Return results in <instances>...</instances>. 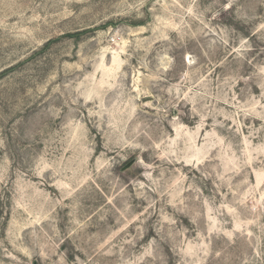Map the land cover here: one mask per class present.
<instances>
[{"label": "rangeland", "instance_id": "obj_1", "mask_svg": "<svg viewBox=\"0 0 264 264\" xmlns=\"http://www.w3.org/2000/svg\"><path fill=\"white\" fill-rule=\"evenodd\" d=\"M0 264H264V0H0Z\"/></svg>", "mask_w": 264, "mask_h": 264}, {"label": "water", "instance_id": "obj_2", "mask_svg": "<svg viewBox=\"0 0 264 264\" xmlns=\"http://www.w3.org/2000/svg\"><path fill=\"white\" fill-rule=\"evenodd\" d=\"M128 166H129V164H128Z\"/></svg>", "mask_w": 264, "mask_h": 264}]
</instances>
